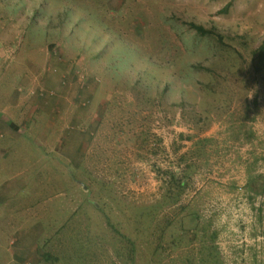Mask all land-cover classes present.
<instances>
[{
	"label": "rangeland",
	"instance_id": "obj_1",
	"mask_svg": "<svg viewBox=\"0 0 264 264\" xmlns=\"http://www.w3.org/2000/svg\"><path fill=\"white\" fill-rule=\"evenodd\" d=\"M263 41L264 0H0V264H264Z\"/></svg>",
	"mask_w": 264,
	"mask_h": 264
},
{
	"label": "trees",
	"instance_id": "obj_2",
	"mask_svg": "<svg viewBox=\"0 0 264 264\" xmlns=\"http://www.w3.org/2000/svg\"><path fill=\"white\" fill-rule=\"evenodd\" d=\"M190 27L202 37L210 36L216 38L218 43L226 44L223 36L215 28H205L203 25L195 23H190ZM248 69L251 71L253 78L264 80V41L249 53ZM179 174L178 171H174V175L179 176ZM184 183L185 179H179L178 186L183 187ZM191 232H195V230L193 229Z\"/></svg>",
	"mask_w": 264,
	"mask_h": 264
},
{
	"label": "crops",
	"instance_id": "obj_3",
	"mask_svg": "<svg viewBox=\"0 0 264 264\" xmlns=\"http://www.w3.org/2000/svg\"><path fill=\"white\" fill-rule=\"evenodd\" d=\"M14 109H17V112H19L20 116H22L21 111L23 110V108L21 107V105H16L15 107H14V105H11V107L9 109V110H11V114H9L8 117L5 116V118H3V120L0 119V138H3V137L7 138L8 137L12 141V143H14V141H16V139L18 137L16 135V131H18L19 129H17V130L12 129L11 130V128H12L11 124L13 122H15V119H17L18 122H21V123L23 122L22 118H21L22 121H20V120H18V117H16L14 115ZM15 128L16 127H14V129ZM71 137L77 138V135L71 134ZM4 143L9 145V140L6 139L5 141L4 140L0 141V153L6 156L8 154V150H7L8 148L2 147V145ZM76 143H77V139H76ZM14 195H15V192L13 191V189H11V186L7 185L5 188L4 185H0V208L1 207L3 208L5 206H7L8 204H10ZM9 222L12 223L11 221H9ZM28 257L32 260L35 259V257H30V256H28Z\"/></svg>",
	"mask_w": 264,
	"mask_h": 264
}]
</instances>
